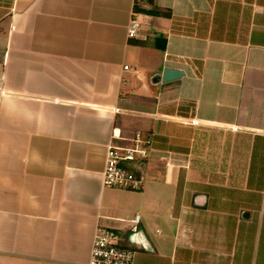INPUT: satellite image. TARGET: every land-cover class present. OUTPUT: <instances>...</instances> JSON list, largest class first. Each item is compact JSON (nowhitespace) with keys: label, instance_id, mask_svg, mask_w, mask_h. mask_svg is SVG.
Segmentation results:
<instances>
[{"label":"crops","instance_id":"obj_1","mask_svg":"<svg viewBox=\"0 0 264 264\" xmlns=\"http://www.w3.org/2000/svg\"><path fill=\"white\" fill-rule=\"evenodd\" d=\"M152 1L0 0V264H88L100 227L133 264H264V0ZM136 135L144 187H105Z\"/></svg>","mask_w":264,"mask_h":264},{"label":"built area","instance_id":"obj_2","mask_svg":"<svg viewBox=\"0 0 264 264\" xmlns=\"http://www.w3.org/2000/svg\"><path fill=\"white\" fill-rule=\"evenodd\" d=\"M144 19L134 14L128 28V36L138 34ZM128 69V66H125ZM4 82L0 76V99L5 94ZM151 138L144 139L136 135L132 139L134 146H120L110 144L106 151V166L103 174V183L108 188H122L139 191L144 187L145 176L142 165L151 150ZM143 145V148L140 146ZM138 154L141 159H138ZM264 209V208H263ZM141 215L135 213L130 220L132 225H138ZM134 252L131 247L121 244V234L114 229L98 228L94 237L91 255L88 264H133Z\"/></svg>","mask_w":264,"mask_h":264},{"label":"water","instance_id":"obj_3","mask_svg":"<svg viewBox=\"0 0 264 264\" xmlns=\"http://www.w3.org/2000/svg\"><path fill=\"white\" fill-rule=\"evenodd\" d=\"M182 75H184V72L181 71L180 69L165 67L162 71L152 74L148 78V82L151 86H154V85L156 86L161 83H168V82L174 81L180 78ZM144 168H145V165H142L143 171H145ZM250 214L251 213L248 211H243L242 217L250 218ZM141 233H142V228H141V225L139 224L133 225L129 227L128 229H125L122 234L124 243L127 245H132V246L137 245L140 242Z\"/></svg>","mask_w":264,"mask_h":264},{"label":"trees","instance_id":"obj_4","mask_svg":"<svg viewBox=\"0 0 264 264\" xmlns=\"http://www.w3.org/2000/svg\"><path fill=\"white\" fill-rule=\"evenodd\" d=\"M151 4V8L148 9V8H145V7H141L137 2L134 6V10L137 11V12H144V13H147V14H153V15H160L162 13V9L156 5H154L153 1L152 0H148ZM164 14L167 16V15H170L169 12H164ZM164 45H162L163 47ZM161 47V46H160ZM164 48V47H163Z\"/></svg>","mask_w":264,"mask_h":264},{"label":"rangeland","instance_id":"obj_5","mask_svg":"<svg viewBox=\"0 0 264 264\" xmlns=\"http://www.w3.org/2000/svg\"><path fill=\"white\" fill-rule=\"evenodd\" d=\"M144 2V1H143ZM131 50H132V47L130 48ZM147 51V50H146ZM156 52L154 51V52H152L151 50H148V52H147V58H149V59H147L148 61H152L153 60V57H152V55L153 54H155ZM163 54H162V52H161V56H162ZM150 57H151V60H150ZM144 60V59H143ZM146 63V62H145ZM143 65V64H142ZM143 66H145V64L143 65ZM145 70H147V69H145ZM147 74H149V71L148 72H146ZM132 82V86H133V88H136L138 91H139V89H141L140 87H141V81H140V79H139V77L138 76H134V78L131 80ZM130 146H134V144H129ZM141 148H143V145H141L140 146ZM142 157H141V155L140 154H138V159H141Z\"/></svg>","mask_w":264,"mask_h":264}]
</instances>
